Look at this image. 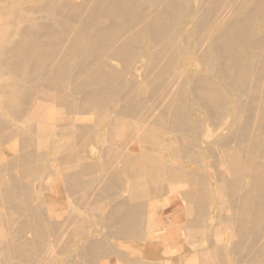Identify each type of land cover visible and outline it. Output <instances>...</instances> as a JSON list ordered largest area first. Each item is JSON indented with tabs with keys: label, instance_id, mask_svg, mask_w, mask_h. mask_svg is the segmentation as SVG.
<instances>
[{
	"label": "bare ground",
	"instance_id": "obj_1",
	"mask_svg": "<svg viewBox=\"0 0 264 264\" xmlns=\"http://www.w3.org/2000/svg\"><path fill=\"white\" fill-rule=\"evenodd\" d=\"M76 1L34 0V4H37L36 9H39V11L43 13L45 16L43 17L44 19L38 21L33 20L29 26L21 29L17 26L15 29H10L12 23L6 22L5 27L0 30V75L3 76V79H1L7 82L2 95L0 93V110L8 116L22 118L21 116H25L26 113L32 110L34 111L38 102L39 104L40 102H44L46 107L50 106L46 111L44 110V114L46 115V112L52 108V103L49 102L52 101L54 104L56 101L68 110L75 109V106H77L79 109L77 110L78 112L81 110H91L93 111L92 113L95 112L98 117L101 116L104 110H110L115 114L122 115L128 119L125 125V133L128 138H130V140L126 141L127 143L124 144L126 145L125 152L128 153L123 156V164L129 165L133 162H140L141 159L144 158V155L135 153L141 145H162L163 141L159 142L158 140L161 138L160 133H163V131H185L188 134H194L196 132V125L193 126L191 123V115L183 108V103L185 101L184 95L187 91L185 89L188 84L185 82L186 85L180 78L185 76L192 84L191 92L194 98H191H193L195 107L199 108L207 118L213 119V122H217V119L214 121L215 117L218 118L219 115L228 113L230 109L231 111L233 109L234 113L236 112L235 114L241 116L244 114L249 117V120H247L243 126L240 125L239 127L238 125L241 124L239 122L237 126H229L231 131L228 130V134H220L221 136L216 139H214V137V140L212 142L209 141L204 147H202L203 143H196L195 145L192 141L185 144L184 141L186 138L183 140L184 143L178 145L175 143L176 145L170 146L171 151L180 153H188L191 149L199 148L201 152L207 151L213 154V146L211 144L228 147L232 143H237L234 145L236 146L235 155L227 156L223 158V161L219 160L217 164L215 163L212 166L214 168L217 166L219 167L218 171H216L217 169L215 170L217 172V177L220 182L224 184L223 189L227 197H231L228 205L225 206L224 204L223 206V210H229L231 213L227 214L226 212L228 211H226V214L223 216L224 221H222L224 222L223 226L225 227L226 225L228 231H230L228 227L231 228L232 233H230L235 235L234 238L236 239L233 240L232 238L231 242L225 241L226 243L220 247L215 245L217 241L216 243L213 241L216 247H208L203 251V255L205 256L204 264H233V260L231 261L232 257L227 258L226 256L227 251H230V255L239 256L241 257L240 259L243 258V261L244 259L245 261L250 260V262L252 260L253 263V259L256 255H263L262 253L264 251V248L261 246L262 244L260 245V242L263 240L261 236L264 233L260 230L261 227H264V142L259 141L256 138L257 136H253V126L259 132H264V34H258L254 26L255 23L257 26V21L264 24V0H257L256 2H253V0H242L240 4H235L232 6L231 10H242L245 9V7H247V10L243 15L241 14L240 17H236L233 20L231 19L232 21L230 22L226 21L230 13H227V10L223 13V9L221 11V6L223 7L227 0H206L208 4L202 7V9L200 8L199 11H202L197 14H201V19L194 27L195 33L198 35V39L194 40L197 41L194 46L196 51H198L197 55L199 61L204 65L205 71L203 74L196 75L195 73L192 76L188 75L189 71H186V66L189 62L183 61L185 55L190 52L189 42L186 40V37H181L183 31H186V27H184L181 22L188 16L189 0H84L82 3ZM201 2L202 0H200V3ZM193 4H196V2L194 1ZM199 5L196 6L199 7ZM225 5H227V3ZM16 6V3L8 1L4 7H0V17L12 19L13 17L21 16L24 9L19 10L20 13H18L17 16V13H15ZM225 8L224 6V10ZM39 11L36 13H39ZM24 13H27V11ZM237 16H239V14ZM190 17L191 16H189V18ZM196 20H198V18ZM217 25L223 26L217 27ZM262 26L261 24V27ZM263 28L261 29L264 33ZM186 35L187 34H185V36ZM145 41L150 42V52L152 51L150 57H148L152 62L149 63V65H145L147 69L144 75L146 76L145 79H147L146 82L148 81L151 86V90L149 93H145L146 95H142V89L138 86V77L135 74L129 76L126 72H128L132 66L134 68L136 59L141 55L144 49L143 45ZM256 49L261 51L263 57L260 61L257 60L254 66V62L250 59V55L251 52ZM257 55H259V53H257ZM256 58L257 56L253 59ZM139 60L141 62V59H138V61ZM119 65H121L120 68ZM144 71L145 70H143V72ZM174 74L179 80L170 82L165 81L164 83L161 81L163 77L173 76L174 78ZM66 86H70L69 89L71 90H69V93L64 92ZM159 89H161V92L159 91L160 96H158L159 98L157 99V91ZM227 89L231 92H228ZM75 94H78L79 97L77 98ZM243 96L246 97V99H242ZM40 99L42 101H40ZM45 99L48 101L46 102ZM148 99L156 101L155 107L147 109ZM38 108L39 109L36 108L37 111H40L42 106H38ZM51 110L53 115V111L55 112V110L53 108ZM257 110L259 111V121L256 123L255 119L258 117L257 114H255L253 120L251 116ZM37 111L36 115L37 113L39 114ZM31 113L34 115L33 112ZM47 113L49 114L50 111ZM44 114L42 115L43 120H45ZM60 114L59 116H62V114ZM69 114H71V112ZM76 114L77 116L79 115L78 113ZM33 115L32 118L34 117ZM80 115L83 114L81 113ZM0 116L2 117V115ZM72 116L70 115V117ZM28 117L31 119V116L28 115ZM50 117H48V119L46 118V120L51 122L53 118H51V120L49 119ZM2 118H0L1 131L10 124L5 120L6 117L5 119ZM37 119L42 118L40 117ZM91 119L93 121V117ZM26 120L24 117V123H28L27 121L29 120ZM85 120L87 121V119ZM33 121H36V119H32V123L29 121L30 123L27 127L30 135H25L22 139L23 141L21 140L23 143L21 152L16 150L13 154L8 155L4 149H0V171H5L7 169L12 170V168L20 169V172H17L19 175H17L16 172L14 174L12 173V175L10 174V176L8 175L9 178L7 177L8 181H5L7 182L5 186L3 183L1 185L0 182V206H5L8 212L10 210L18 214L17 217H13L14 214L11 215L13 218L11 217L7 220V215L3 212L6 215V228L5 230L2 228L3 230H1V232L3 235L8 233L10 238L3 239V246L0 247V260L5 259V257L27 260L31 255H33V257L34 255L39 256L38 252L41 249L43 250L44 245L42 241L32 237L31 233L43 237V235L45 236L47 233L55 232L56 234V232L61 230L60 228L62 226V222L56 223V218L54 217V221L50 219L46 220L38 205L39 203H33V201H31V193L36 192L35 181L29 185L28 182L27 184L23 183L21 179V177L25 176L34 177L39 173V169L35 164V162H37L35 159L38 155L36 152H33V150L29 149L31 146L32 133L40 130V128L43 130L47 128L46 130L48 131L52 125L54 126V123L52 124L50 122L47 125V122L42 124L44 121H42L41 124L39 120H37L38 123H34ZM231 122H234V120L232 119ZM74 123L77 125L76 122ZM80 123L81 122H79V124ZM89 123L87 122V124ZM83 124L74 125L73 132L78 134L80 139L82 136L89 137L91 135V130L87 129L85 124L84 126ZM14 126H16V123ZM25 126H27V124ZM71 128H73V126ZM97 128H99V126H97ZM52 129L53 128H51V131H53ZM157 129L160 133H157ZM13 130L9 132V134H3L2 138L6 139L14 134L20 135L25 132L18 129ZM54 130L56 129L54 128ZM257 130L255 132H257ZM53 132L55 134V131ZM216 132L218 133V131H215V133ZM95 133L98 134L97 132ZM49 135L50 134H48V137ZM181 135L182 134H180V136ZM210 136L212 137V135H209V137ZM14 137L16 139L18 138L17 136ZM48 137H46L47 140ZM182 138H184V136ZM94 140L93 143L95 142ZM1 141L0 139V142ZM12 142L9 141L4 144H13ZM41 143L42 141L40 144ZM43 144L46 145L47 141ZM163 145L167 144L164 143ZM7 148L9 149V147ZM36 148L39 150L41 147L39 146L38 148L37 145ZM8 151H10V149ZM121 151L123 152V150ZM195 151L198 152L196 149ZM89 152V154L87 153L81 156L80 159L78 156L77 158L79 161L72 167L73 169L65 173L63 182L65 186L70 189L69 191H77L90 186L88 185L89 181H86L87 179H84L83 175L97 168V164L90 159L96 152L93 145L89 146ZM154 156L148 166L149 176L157 172V160ZM72 157H76V155H64L66 159H71ZM197 161L198 160H196V162ZM222 162L225 164H223V169L221 171L220 167ZM46 164H44V166H46ZM49 167L53 170L52 162L49 164ZM44 175L48 177V174ZM104 176L105 177L101 179L102 181L105 179V182H103L99 188L97 187L98 189L96 190L97 192L100 191L99 194L102 193V195H104V192H106V194L111 195L114 202L111 203L112 206H108L110 207L109 211L105 210V212H108L106 214L107 217L104 219L101 216V219H104L101 221V225L106 223L104 226L112 229L114 228V230L109 231V233L117 237L125 238L139 236L141 234V209L143 204L133 201L134 199L130 197L129 191L133 188L131 185H121V178H123L121 171L112 169ZM99 177L101 176H98V178ZM192 177L193 175L189 176V178ZM56 179H54V182ZM245 179L249 181L246 182ZM43 180L44 179H42V182ZM29 181L31 180L29 179ZM57 181H59V179L56 180V182ZM93 183L91 182V184ZM86 185H88V187ZM57 189L56 187L54 190ZM91 190L87 191V196H95L94 190ZM153 190L157 191V186L153 188ZM184 196L188 199V202L189 200L191 201V204H188L186 208V214L188 215L191 213V215H193L192 221L196 222L197 220L194 218L195 214H198V216L204 214L205 207H201V201L204 199L203 196H205L206 200L207 193L200 194L194 191L192 193L185 192ZM109 198L110 197L107 199ZM60 205L59 203V206ZM48 208L46 209L48 213H50L51 211ZM52 210H54V207ZM58 210H54V212ZM65 210L67 209H63L62 211L65 212ZM2 211H6L4 207ZM68 215L70 216L71 214ZM77 218L78 217H76V219ZM63 222L66 223V221ZM71 224H73V222H71ZM75 224L76 228L72 233L77 232L80 234V231H82L81 224L79 222ZM75 224L73 225L75 226ZM82 225L84 226V224ZM65 232L67 233V231ZM58 233L61 234L60 232ZM259 233L261 234L260 237L262 240L258 242L257 237ZM63 235H65V233H63ZM70 236L72 237V234ZM92 237L91 239L86 238L85 244L81 245L77 251L75 249L76 252L74 255H70V257L68 255L69 258L67 263L82 264V259H90L89 261L93 262L99 249H105L106 252H109L110 247L108 248L104 244H97L99 238L92 239ZM101 239L102 242L103 238ZM249 239L251 240L250 243L246 241ZM60 240L62 239H59V241ZM67 240L69 241V239ZM55 241L54 243L57 242ZM245 241L249 244H246ZM51 246H53L52 243ZM71 248L72 247H70V249ZM148 249L150 256H152L153 254L151 253L155 248L149 246ZM242 251H244L245 254H243L244 252ZM114 253L113 251V254ZM40 254H42V252ZM30 261L33 262L31 259ZM39 262L41 264V260ZM39 262L36 263L34 261L35 264ZM63 263H65V261ZM190 263V260L186 262V264ZM100 264L109 263L106 261ZM153 264H156V262Z\"/></svg>",
	"mask_w": 264,
	"mask_h": 264
},
{
	"label": "rangeland",
	"instance_id": "obj_2",
	"mask_svg": "<svg viewBox=\"0 0 264 264\" xmlns=\"http://www.w3.org/2000/svg\"><path fill=\"white\" fill-rule=\"evenodd\" d=\"M8 1L9 2L12 1L13 3L17 4L16 10H15V13H17L16 14L17 16H18V13H20L19 10L24 9V11L22 12L21 16L13 17L12 19H8L6 17H0V30L5 27L6 22L12 23V26L10 29H15L17 27L21 29V28L29 26L33 20L38 21V20L44 19L43 17H45L43 15V13H41V11H39V9H36L37 4L36 3H35L36 5L34 4V0H0V7H4L8 3ZM83 1L84 0H78L76 2L82 3ZM194 1L196 2V4H193ZM194 1L189 0V2H188V6H189L188 16L186 18H184L183 21L181 22V24H183V26L186 27V31H183V34L185 32H186L185 34H187L186 36H185V34L184 35L182 34L181 37H186L187 39L186 38L185 39L189 42V46H190L189 54L185 55V57L183 58V61L189 62V64L186 66V71L187 72L189 71L188 75H190V76H192L195 73H196V75L197 74L200 75V74H203L205 71L204 65L199 61V58L197 55L198 51H196L195 46H194L195 42H197L194 40L198 39L197 38L198 35L195 33L194 27L196 26V23L201 19L200 13L202 10L199 11L200 8L202 9V7L207 6L208 3L206 2V0H202L203 3L202 2L200 3V0H198V1L194 0ZM238 1L237 0H227L226 3L228 6L225 5L226 3H224V5L222 4L223 7L221 6V11L223 9V11H222L223 13L226 10H227L226 11L227 13L228 12L230 13V15L228 14L229 16L226 20L227 22L232 21L236 17H240L241 14L243 15V13L247 10V7H245V9H242V10H236V11L233 9L231 10L232 6H234L235 4H240L242 0H238ZM256 1L257 0H253V2H256ZM205 2H206V5H205ZM196 5L197 6L199 5V7H197ZM224 6L226 7L225 10H224ZM228 7H229V9H228ZM26 11L28 14L24 13ZM37 11H39V13H36ZM198 12H200L199 13L200 15L197 14ZM238 14H239V16H237ZM32 15H33V17H32ZM189 16H191V17L189 18ZM197 18H198V20H196ZM257 22H258L257 23L258 28L256 26V23L254 25L256 31L258 32V34L259 33L264 34L262 32V29H261L264 27V24L260 21H257ZM261 24L263 25L262 27H261ZM219 26L220 25H217V27H219ZM222 26L223 25H221L220 27H222ZM193 29H194V31H193ZM258 30H260V31H258ZM263 30H264V28H263ZM149 44H150L149 41H145V43L143 45L144 49L142 50L141 55L136 59V62H135V64L138 62L139 63L136 65L134 64V68L132 66L128 70V72H126V74L129 76L135 74L138 77V82H139L138 86L140 89H142L141 90L142 95H146L151 90V88H150L151 86H150L148 81H147L148 83L146 82L147 79H145L146 76H144L146 69H147V67H145V65H149V63L152 62L150 58L148 59V57H150V53H152V51L150 52ZM146 49H147V51H146ZM257 53H259V55H257ZM148 54H149V56H148ZM260 54H261V51L258 49L253 50L251 52L250 59L254 62V66L257 63V60L260 61L262 59L263 56H262V54L260 56ZM256 56H257V58L253 59ZM138 59H141V62H140V60L138 61ZM141 63H143V64H141ZM120 67H121V65H119V68ZM143 70H145V71L143 72ZM174 76H175L174 77L175 79L173 78V76H168V77H163L161 79V81L164 83L165 81L170 82V81L179 80V78H177L175 74H174ZM2 77L3 76L0 75V79ZM2 79L0 80V83H1L0 84V93H1V95L4 91V88H6V85H7V82L2 80ZM180 79H182L181 80L182 82L184 81V83L187 82V84H188L187 85L185 83L187 85L185 90H187V91L185 92V95H184V97L186 99L184 98L185 101L183 103V108L191 115V123L193 126L196 125L195 128H197L198 131L196 129V132L194 134H188L185 131H173V130H171V132H170V130L169 131L166 130V132H165L162 130L163 133H160V131L157 129V133L161 134V138H159V140L158 139L157 140L159 142L163 141L162 145L161 144H157V145L143 144V145H141V147L138 148L135 153L139 154V155H144V158H142L140 162H133L132 164H129V165L123 164V156L127 155V153H128V152H125V146L126 145H124V144H126L127 143L126 141L130 140V138H128V136L125 133V127H126L125 125H126L128 119L122 115L115 114L110 110H107V111L104 110L101 113V116L98 117L97 114L95 112L92 113L93 111H91V110H83V111L81 110L78 112L77 110H79V109L77 106H75V109L68 110L66 107H64L60 103H57L56 101H55L56 105H55V103L53 104L52 101L49 102V103H52L51 106L55 110V112L53 111V115L51 113L52 108L48 110V111H50L49 114L51 115V117L47 113L48 111L46 112V115L44 114V110L46 111L48 109V107L50 108V106H48V103H47L48 107H46L44 102L43 103L40 102V104H41L40 105L38 101H37L38 102L37 105L42 106V109L40 111L39 110L37 111V109H39L40 107L38 108V106L36 105L34 108V111L32 110V111L26 113L27 115L25 114V116L24 115L21 116L23 119L20 117H17V118H19V119H17V118L8 116L6 113H4L3 111L0 110V115H2V117H3L2 118L0 116V118L5 119V117H6L5 120L8 122V124L10 123L6 128L2 129V131H4V132H2L0 130V136H1L0 139L2 140L0 142V149L1 148H2L1 150L4 149V151H6V153L8 155L13 154L14 152H16V150L17 151L19 150L21 152V150L23 149V143H22L23 140L22 139L25 137V135H30L28 130H27V127L29 126L28 124L32 121V119H34V120L36 119V121L39 120L40 124L42 121H44L42 124H45L47 122L46 124L48 125L50 121L46 120V118L47 119H48V117H50L49 119L53 118L54 121L51 119L52 121L50 123H52V124L54 123V126L52 125L53 126L52 127L50 125L51 127L49 128V130L51 131V128H53L52 130L55 131V134L53 131H51V132L49 130L47 131L46 130L47 128L44 129L46 131H44L43 129L40 128L41 131L37 130V131L32 133L31 146L29 149L33 150V152H36L38 155V157L35 159V161H37V162H35V164L37 165V167L39 169V171H38L39 173H37L38 175L36 174L34 177L25 176V177H21V179H22L23 183L27 184V182H28L29 185H31V183L35 181L34 184L36 187V192L31 193V201H33V203H39L38 205L40 206V209L43 212V215L46 218V220L50 219L51 221H54V218H56L57 219V220L55 219L56 223L62 222V226L60 228L61 230L58 231L61 234H59L58 232H56V234H55V232L49 233V234L47 233V234H45V236L43 235V237H42L40 235H35V234L31 233L32 237L36 238L37 240L42 241V243L44 245L43 250L41 249L38 252L39 256L34 255V257H33V255H31L28 257L27 260H17L14 258L5 257V259L0 260V264H35L34 261L37 263L40 260H41V264H46L48 261L49 262L47 264H74V263H67L68 258L70 257V255H74L75 252L77 251V249L81 245L85 244L86 238L91 239L92 236H93L92 239H98L99 238L97 241L98 242L97 244H100V245L104 244L108 248L110 247L109 252H106L105 249H99L97 251V256L95 258L93 257L94 258L93 262L89 261L90 259H82V260L80 259L81 263L83 262L82 264H100V263H104L106 261H108L109 264H153L154 262H156V264H186V262H188V260L191 261L190 264H204V261H205V256L203 255L204 250H206L208 247L209 248L210 247L213 248L216 246L220 247L221 245H223L226 242H231L232 238H233V240L236 239V238H234L235 235L231 234L232 233L231 228H229L227 226L228 229L230 230V231H228L226 228V225H225V227L223 226V223H224L223 222L224 221L223 216L226 213L227 214L231 213L229 210H223L224 209L223 206H224V204H225V206L228 205V203L231 200V197H229V196L227 197V195L225 194V191L223 189L224 184L222 182H220L219 178L217 177L216 171H218L219 167L217 166L214 168L212 166L215 163L217 164L219 162V160L223 161V158H226L227 156L229 157L230 155H235L236 154V151H235L236 146H234V145H236L237 143H232L228 147H222L219 145L211 144L213 146L212 147L213 152H214L213 154H212V152H207V151L201 152V150L199 148H194L193 150L191 149L188 153H186V152L180 153V152L171 151L170 146H174L175 143H177V145L180 143H184V142H185V144H187V143H189V141H192L195 143V145H196V143L197 144L203 143L202 147H204L206 144H208L209 141L212 142L217 137H219L221 135L228 134L227 133L228 130L231 131V129H229V126H231V125L237 126L239 123H241L238 125L239 127H240V125L243 126L244 123H246L247 120H249L248 119L249 117L244 115V114H242V116L239 114H235L236 112L234 113V110L232 109V111H231V109H230L229 112L227 111L229 114L225 113L224 114L225 116L219 115L218 118L215 117V119H214V121L217 119V122L216 121L213 122V119L207 118L205 116V114H203V112L199 108L195 107V105L193 103L194 97L192 96L193 94L191 92L192 84H191L190 80L188 78H186L185 76H183ZM185 79H187L188 81ZM182 82H180V83H182ZM69 87L70 86L65 87V90H64L65 93H69V90H71V89H69ZM227 90H228V92H231L229 89H227ZM159 91L161 92V89H159L157 91L158 92L157 99L159 98L158 96H160ZM70 93H71V91H70ZM76 97L78 98L79 95L77 94ZM191 97H193V98H191ZM242 99H246V97L243 96ZM0 101H1V98H0ZM40 101H42V100L40 99ZM45 101L47 102L48 100L45 99ZM147 101L149 102V103L147 102V109H149V108L151 109L152 107H155V105H156L155 100L148 99ZM43 106H44V108H43ZM62 106H63V110H62ZM192 106H193V108H192ZM36 111L39 112V114L37 113L38 117L36 115ZM75 111H77V112H75ZM31 112H33L34 115ZM59 112L60 113L62 112L61 113L62 116H59V114H60ZM66 112H68V113H66ZM70 112H71V114H69ZM73 112H75V113H73ZM80 112L83 115H80L81 114ZM88 112H90V113H88ZM42 113L45 116V118H44L45 120H43V117H42L43 114ZM76 113H78V114L80 113V114L77 116ZM67 114H69V115H67ZM255 114H257V116H258L257 119H255L256 123H257L259 121V111L257 110L253 113V115L251 116L252 120H253ZM28 115L31 116L30 117L31 119H29ZM32 115L34 116L33 118H32ZM47 115H49V116L46 117ZM70 115L71 116L73 115V116L70 117ZM237 116H239V117H237ZM24 117H25V120L27 119L30 122L26 120L28 123H24ZM26 117H28V118H26ZM35 117H37V118L41 117L42 119H37ZM92 117H93V121L95 120L94 122L91 119ZM97 118H99V119H97ZM243 118H245V119H243ZM85 119H87V121ZM232 119L234 120V122H231ZM241 119H243V120H241ZM22 120H23V122H22ZM77 120H78V122H77ZM36 121H33V122L38 123V121L37 122ZM11 122H12V124H11ZM74 122H76L77 125H81L84 122H86L84 124L87 127V129L91 130V135H90L91 137L90 136L89 137L82 136L80 139V137H78V134L73 132L74 127L77 126V125H75ZM79 122H81V123L79 124ZM87 122L88 123L90 122V123L87 124ZM199 122H200V125H199ZM13 123H14V125L16 123V126H14ZM26 124H27V126H25ZM84 124H83V126H84ZM210 124L211 125L215 124L214 125L215 127L212 125V128H211ZM12 125H13V127H12ZM91 125H92V128H91ZM72 126H73V128H71ZM94 126H95V129H94ZM97 126H99V128H97ZM13 128H14V130H16V129H18L20 131L23 130V131L27 132L28 134L23 132L24 134H22V133L20 135L14 134L13 136H10L11 138L10 137L6 138L7 141L5 138L3 139L2 138L3 134L4 135L9 134V132H12ZM54 128L58 132L56 130H54ZM6 129H8V130H6ZM253 129H254L253 130V134H254L253 136H255V137L257 136L256 138L259 141L264 142V132H262V131H261L262 133L259 132L254 126H253ZM92 130H94V131H92ZM256 130H257V132H255ZM215 131H218V133L216 132L217 133L216 134ZM230 131H229V133H230ZM95 132H97L98 134H96ZM178 133H180L182 135L180 136V134H178ZM48 134H50L49 137H48ZM209 135H212V137L210 136L211 137L210 138ZM14 136H17L18 138L16 139ZM183 136H184V138H182ZM46 137H48V140L46 139ZM52 137H53V139H52ZM185 138H186V140H185ZM14 139H16V140L13 141ZM8 140L11 142L13 141L12 142L13 144H11V143H8V145L4 144L5 142H9ZM93 140L95 141L94 143H93ZM183 140H185V141L183 142ZM39 141L40 142L42 141V143H41L42 146H41ZM46 141H47V144L46 145L43 144V143H46ZM79 141H80V143H79ZM164 143H166L167 145H163ZM16 145H17V147H16ZM37 145H38V148H39V146L41 147L39 150L36 148ZM90 145H93L94 148L96 149L95 154L92 155L90 159H92L97 164V168L95 170L87 172L83 175V178L87 179L86 181H89L88 185H90L89 186L90 188L88 187V185H86L88 188H84V189L77 190V191H73V190L69 191L70 189L67 188V186H65V184L63 182L64 181L63 177H64L66 172H70L73 169L72 167L79 161L78 158L80 159L81 156H84L85 154L90 153L89 152V146ZM44 146H45V148H44ZM7 147H9L10 151H8L9 149ZM16 148H19V149H16ZM195 149L198 150V152H196ZM121 150H123V152ZM69 154H75L76 157H72L71 159L64 158V155H69ZM194 155H195V157H194ZM260 155H261V153H260ZM153 156L157 160V163H156V167H157L156 171L157 172L154 175L149 176L148 175V166L150 165L151 159ZM196 157H199V158H196ZM196 160H198V161L196 162ZM0 162H1V159H0ZM49 162L50 163L52 162L54 171L51 170V168L49 167V164H50ZM198 162L201 164H199ZM44 164H46V166H44ZM223 164H225V163L222 162L221 167H220L221 171L223 169ZM14 169H17V168H12V170L7 169L5 171H0L1 185H2V183L4 184V186L7 184V182H5V181L6 180L8 181L10 174L12 175V173L14 174L16 172V174L19 175L18 173L20 172V169H17V170H14ZM44 169H47V170H44ZM112 169L119 170L122 172L123 178H121V182H120L121 185H125V184L131 185L133 188L129 191L130 197H132L134 199L133 201H137V202H140L143 204V207L141 209L142 226H141V234L139 236L125 237V238L117 237V236L109 233V231L114 230V228L112 229V228H108V227L104 226V225H106V223H103L101 225V221L107 217L106 216V214L108 213L107 211H109V209H110V207H108V206H112L111 203H113L114 201H113L111 195L106 194V192H104L105 194L103 193L104 195H102V193L99 194L100 191L97 192L96 189H98L100 187V185L103 184V182H105V179H103V181H102L101 178L105 177L104 175L109 173ZM41 170H43V171H41ZM4 172H6V173H4ZM44 174H48L47 175L48 177H46V175H44ZM190 175H193V177L189 178ZM98 176H101V177H99L100 179L98 178ZM58 177H60V178H58ZM25 178H26V180H25ZM28 178L31 181H29ZM42 179L45 180V181L43 180L44 183L42 182ZM54 179H56V180L59 179V181L56 182V180H55V182H56L55 183ZM245 180H246V182L249 181L248 179H245ZM100 181H102V182H100ZM91 182L92 183L94 182L95 185H94V183L91 184ZM63 184H64V186H63ZM97 185H99V186H97ZM156 186H157V191H154L153 188H155ZM56 187L58 189L54 190V189H56ZM91 188H92V190H91ZM88 190H91V191L94 190L95 196H90V195L87 196ZM193 191L200 193V194H204L205 192L207 193L206 200H205V196H203L204 199L202 198L203 200L201 201V204H202L201 207L202 206H203V208L205 207L204 208L205 209L204 214L203 215L201 214L199 216H198V214H195L194 218H195V220H197L196 222L192 221L193 215H191V213H189L188 215L186 214L187 213L186 208L188 207V204H191L190 203L191 201L189 200V202H188V199L185 198V196H184L185 192L192 193ZM108 197H110V198L107 199ZM226 197H227V199H226ZM34 200H35V202H34ZM59 203L61 204L60 205L61 207L59 206ZM46 204L47 205L49 204L48 207H51V208H48ZM63 205H64V207H63ZM206 205H208V206H206ZM3 207L6 211H2ZM42 207H44V208H42ZM53 207H54V210L59 209L58 210L59 213H58V211L54 212V210H52ZM55 207H57V208H55ZM46 208L50 209L51 212L49 211L50 213H48V210ZM225 208H227V207H225ZM63 209H67L68 211L65 210V212H64V211H62ZM0 210H1L0 211V247H1V246H3V243H4L3 241L5 240V238L6 239L10 238L8 233H5L3 235L1 232V230H3V229L5 230V228H6V226H5L6 218H7V220H9L12 217L11 215L14 214L13 217L14 216L17 217L18 214H16L15 212H11L10 210L8 212L7 211L8 209H6L5 206H0ZM44 210H46V211H44ZM105 210H107V211L105 212ZM60 211L62 214L60 213ZM226 211H228V212H226ZM3 212L6 213L7 217H6L5 213H3ZM47 213L49 214V216ZM66 214L67 215L71 214L72 216L68 215V218H67ZM61 215L63 218L61 217ZM63 215H66V216H63ZM103 215H104V217H103ZM101 216L104 219H101ZM76 217H78V218L76 219ZM74 218L76 219L75 223L79 222L81 224V227H82V231H80V234L75 232L77 235L75 233H72V231H74V229L76 228V224L74 223V221H75ZM67 220H68V222H67ZM63 221H66V223H64ZM99 221H100V223H99ZM71 222H73V224H75V226L73 224H71ZM65 224H66V226H65ZM82 224H84V226ZM63 226H65V227L62 228ZM263 228L264 227H261L260 230H262L264 232ZM62 230H64V231H62ZM106 230L108 233L106 232ZM65 231H67V233ZM63 233H65L66 236L63 235ZM70 233L72 234V237L70 236L71 235ZM261 234H262V232H261ZM261 234L259 233L257 240L259 242V240L263 239L260 242V245L262 244L261 246L264 248V233L262 236H261ZM63 236H65V237H63ZM260 236L262 237V239ZM101 238H103L102 242H101V240H102ZM45 239H46V242H45ZM55 239L57 242L55 241ZM59 239H62L64 241L60 240L61 241L60 242ZM67 239H69V241ZM54 241L56 243H54ZM213 241H215V243L217 241V243L215 244ZM246 241L247 242L249 241V243H250L251 240L249 239ZM81 242H83V243H81ZM247 242H246V244H249ZM51 243L53 246H51ZM57 243H59V244H57ZM108 243L111 245H109ZM67 245H68V247H67ZM149 246H152L155 248V250L153 249V251L151 253V254H153L152 256H150V254H149V249H148ZM70 247H72V248L70 249ZM53 248H54V250H53ZM75 249H76V251H75ZM58 251H60V252H58ZM113 251L115 252L114 254H113ZM41 252L43 255L40 254ZM242 252H244V251H242ZM50 254H52V255H50ZM99 254H101V255H99ZM226 254H227L226 255L227 258L232 257L231 261L233 260L232 261L233 264L234 263L235 264H239V263L240 264L241 263L246 264L247 262H248L247 264H264V251L262 253L263 255H261V254L256 255V257L253 259V263H252V260H251V262H250V260L245 261V259L243 261V258L240 259L241 257H239V256L237 257V256L230 255V251H227ZM243 254H245V252ZM68 255H69V257H68ZM233 257L236 258V261H235V258H233ZM30 259L33 260V262L30 261ZM164 260L166 263L164 262ZM27 261H28V263H27ZM53 261H54V263H53ZM60 261H62V262H60ZM64 261H65V263H63ZM38 264H40V262Z\"/></svg>",
	"mask_w": 264,
	"mask_h": 264
}]
</instances>
